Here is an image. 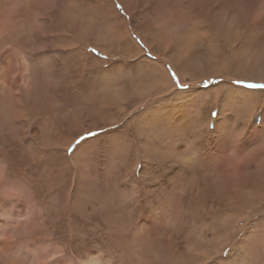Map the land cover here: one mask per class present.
Wrapping results in <instances>:
<instances>
[{
	"label": "rangeland",
	"instance_id": "rangeland-1",
	"mask_svg": "<svg viewBox=\"0 0 264 264\" xmlns=\"http://www.w3.org/2000/svg\"><path fill=\"white\" fill-rule=\"evenodd\" d=\"M96 1L101 7L96 6ZM86 2V16L90 29L92 32L98 30L102 33L104 44L96 46L92 41L96 37L93 34L87 39L86 52L89 56L85 60L84 81L79 84L70 83L68 77L61 74V68L57 65L60 64V59H55L54 70L57 71L53 83L49 84L53 87L50 89V93L53 92V101H56V104L52 102L51 105L55 104L54 112H57H53L49 120L47 116L36 117V126L40 127V138L45 143L51 140L49 147L55 155L48 156L47 153H42L37 145L36 149L28 139H23L22 128L15 129L13 133L4 128L0 135L6 137V140L0 139V163L6 172V183L10 185L11 192L15 195L13 199L11 198L12 207L4 206V209L12 210L10 212L12 215L6 216L7 212L2 213L0 220H6L9 228L14 226L18 228L16 231L4 228L15 243L13 253L8 259L0 258V264H82L88 255L101 257L104 261L108 260L109 264H119L114 261V256L126 249L124 247H127L133 236H145L144 229L150 222L148 209L158 206L168 190L171 177L175 179L186 177L189 183L187 190L190 192L184 188L177 197L180 202L179 207L176 206L174 210L178 215L177 224L173 229H169L166 237L170 238L171 246L165 241L164 236H158L157 242L155 244V241L152 242L155 261L150 262V259L143 256V264H185L188 259L187 253L207 257L206 264H223L226 260L240 264H264L260 249L253 256H248L247 251L249 247L261 246L258 238H264V126L260 127L262 133L259 135L250 132L251 118L256 126H260L264 121L259 123L258 120L259 117H264V90L243 86L264 84V80H238L219 74L210 77L205 75L193 82L187 77L182 79L173 65L158 55L151 40L141 36L143 30L144 33L145 29L152 30L151 27L154 26L152 21L154 23L157 20L166 21L171 15V18L181 22L180 25L187 32L190 33L196 26L202 34L201 27L196 25L201 20V10L208 7L214 13L220 14L221 5L208 4L203 7L196 3L191 5L188 0H86ZM253 2L255 0H236L234 8H239L244 3L251 7ZM214 9L219 12H215ZM250 19L251 13H247L244 22L239 26V32L248 36L249 44L258 42L259 49L262 50L264 18L260 22L261 32L258 40L256 31H253L254 34L250 33V28L248 31ZM235 28L237 30L238 27ZM111 29L116 30L117 34L126 30L130 39L141 49V53L139 55L134 53L129 43L127 46L119 43L123 37L117 40L113 37ZM124 39L123 42L127 43ZM194 39L197 41V38ZM209 40L211 39H202L203 42L211 43ZM162 44L160 43V46ZM95 59L98 61L97 64L94 62ZM142 60L160 63L176 91L208 89L227 82L245 90L260 92L258 97L260 105L246 121L247 124L242 122L245 121L243 114L237 112L234 118L236 115L239 116L230 124L229 138L217 142L212 131L217 118L220 117L217 115L223 110L221 103L223 91L220 89L217 98L210 103L208 101L198 103L194 107V113L189 112L185 115V122L188 121L187 132L179 134L173 131L164 137L150 138L151 143L157 148V154L143 156L140 154V146L145 133L139 131L140 127L135 129V121H141V113L149 106L170 96L175 98V95L173 92L170 95L164 81L167 93L160 92V87L153 83L151 77L152 66L144 65L141 63ZM73 64L76 65V58ZM74 65L71 66L73 71L69 72V75L75 74ZM155 78L158 81L160 77L155 75ZM237 80L240 84L233 83ZM107 82H110L108 85L112 87L110 95L112 100L96 95ZM145 87L151 97H146L147 99L143 101L140 96L134 94V91ZM65 96H68V103L59 104L58 102H64ZM103 99L107 104L100 102ZM177 101L176 98L175 102ZM208 122L209 125L204 127ZM111 123L113 125H110ZM93 124L96 126L93 127ZM51 131L56 133L57 139L59 134L62 141L52 139ZM69 141L65 161L62 146ZM86 141L89 143L78 154L82 158H77L85 170V175L78 182L79 185L76 180V166L70 161L75 150ZM176 142L188 143L183 153H177L173 149ZM10 144L16 149V155L6 152L8 151L6 147ZM229 155L236 160L234 163L225 161V156ZM236 164L238 171L234 170L232 174L226 175L225 168ZM212 172H219L220 179L211 178ZM238 181L245 182L248 190L236 194L231 187L221 196L223 199L219 198L217 193L215 199H211L209 195L196 196V190L193 189L196 185L208 184L209 191L218 190V187L224 184ZM251 185H254L255 189ZM211 191L208 194L212 195ZM18 215L21 218H17ZM223 222L229 224L226 232ZM0 224L5 225L2 221ZM214 233L217 240H214ZM152 243L147 240L145 248L151 250ZM245 252L246 255L243 254ZM201 261L198 260L196 261L198 263L194 264H203Z\"/></svg>",
	"mask_w": 264,
	"mask_h": 264
},
{
	"label": "bare ground",
	"instance_id": "bare-ground-1",
	"mask_svg": "<svg viewBox=\"0 0 264 264\" xmlns=\"http://www.w3.org/2000/svg\"><path fill=\"white\" fill-rule=\"evenodd\" d=\"M188 1L191 2V5H194L196 3L199 6L203 7L208 4L209 6L220 4L221 13H214L212 10L208 9V7L205 9L202 7L203 9L201 10V20L199 19L200 21H198L197 19L198 24H196L201 27L202 34L200 30L196 28V26L192 28V31L190 33L187 32L183 29L182 25H180V21L173 19V17L171 18L172 15L170 17L168 16L166 21L157 22V20L156 23L152 21L154 25L153 28L151 27L152 30L145 29V33L143 30L141 36L144 39L148 37L151 40L152 46H155V50L157 51L158 55L162 58H165L167 62L173 65L182 79L187 77L192 82L196 81L197 79L203 78L205 75L206 77H210L215 74H219L220 76L224 75L226 77L238 80L252 79L263 81L264 49H259L258 42L249 44L247 42L248 36L239 32V26L242 22H244L246 14L251 13L248 31L249 28L251 30L250 33L252 34H254V32L256 31V40H258L261 32L259 29L261 25L260 22L261 19L264 18V0H255L251 7L248 6L249 4L244 3L242 6L240 5L241 7L239 8H234L236 0ZM95 4H97V7H101L99 2L96 1ZM86 5V0H0V135L4 128H6L8 132L12 133L16 131L15 129L22 128L23 139H28V141H30L32 145L35 146V148L37 145L40 150H42V153H47L48 156L55 155V152L50 150L49 147V142L51 140L45 143L40 138V127L38 128L36 126V117L47 116L46 118L47 120H49L48 118L52 116V113L55 110L54 105L56 104V101H53V92L50 93V89L53 87L51 86V84H49L53 83V77L56 74L55 72L57 71L54 70V64L56 65L55 59H60V64L57 65H59L61 68H59L60 71H62L61 74H65V76L68 77L67 79H69L70 83L77 82L79 84V82H81L84 78L83 76L85 60H87L89 56L86 52L87 39L90 38V36L92 37L93 35H96L95 39H92L94 44L96 46H102L104 44V42L102 44V33L98 32V30H95L97 33L95 31L92 32L90 29L91 26L89 24V19L86 16ZM97 9L98 8H96V10ZM253 9L255 10L253 11ZM216 11L217 10H215V12ZM194 13L193 15H195ZM219 18L220 20H218ZM189 25L190 23H188V26ZM235 27H238L237 30ZM111 30L112 33H114L113 37L117 40L123 37L118 41L119 43H123L125 44V46H127V44L129 43V46H131V49L134 51V53L138 55L141 53V49L130 39L126 30H123L118 34L115 33L116 30ZM261 36L262 39H264V36ZM194 37L197 38V41L194 39ZM124 38L126 39L127 43L123 42ZM207 38H210L211 40L209 41L212 42L207 43L206 41H202V39ZM160 43L163 44L160 46ZM152 46L150 48H152ZM104 49L106 50V48ZM75 58L76 65L73 64ZM94 62H96L95 64H97L98 61L95 59ZM141 63H144V65H148L150 67L152 66L151 69L154 73L152 72L151 77L153 79V83L157 84V87H160V92L166 91L164 88L165 84V86H168V92H170V95H172L171 92H173L175 95V98H173V96L172 98H170V96L166 99L159 100L153 106H149L141 113V121H135V129L137 130L140 127L139 131L145 133V136H142L143 139L141 140L142 144L140 146V154H142L143 156L157 154V148L154 147L153 143H151V141L149 140L150 138L158 136L164 137L165 134L171 133L173 131L179 134H184V132L188 128V121L185 122V115L189 112L194 113V107H196L198 103L205 101H208L210 103L212 100L217 98L220 89H222L221 91H223L221 99L223 110H221L220 114L217 115L220 117L217 118L216 124L213 127L212 131L213 133H215V140L217 142H223L224 140H227L229 138V130L231 127L230 124L232 123L233 119L235 121V119L239 116L236 115V118H234L235 114L242 113L245 119V121H242L244 123L252 117L253 112H255V110L260 105V99H258L260 92L245 90L243 88L234 86L232 83L227 82H224L220 86L209 87L208 89L176 91L168 74L166 73V70L160 63H158L157 61L153 62L147 60H142ZM72 65H74L75 74L72 73L71 75H69V72L73 71V68H71ZM155 75L160 77L158 80L160 81V83L156 80L157 78H155ZM163 81L165 82L164 84ZM108 83L110 82H107V84H105V87L96 93L98 97L100 95L102 97L105 96L109 99L111 98L110 95L112 94V87L109 86ZM134 94L136 96H140L143 101L144 99L151 97V94L149 91H147L146 87L134 91ZM97 96L96 98H98ZM67 97L68 96H65V99H63V103L58 101L57 102L62 105L66 104L68 103ZM107 98L106 100H108ZM176 98L178 99L177 102H175ZM70 100L71 99H69V101ZM106 100L103 99L100 102L102 104H107ZM52 102H54L55 104L51 105ZM226 110H228L229 113L226 114ZM42 117L41 119H43ZM187 119H189V117ZM252 119L253 118H251L250 132L257 133L259 135L260 133H262L260 127L264 126V117L261 116V118L259 117L258 119L259 123L263 121L260 126H256L252 122ZM110 125H113V123H111ZM206 125L208 126L209 122L205 124L204 127ZM92 126L95 127L96 125L93 124ZM50 137H52V139L54 138L55 140L57 139L56 133H54L53 131H51ZM1 138L4 137L0 136V139ZM4 140H6V137L4 138ZM57 140L62 141V138L59 134ZM91 141L94 142V140ZM69 143L70 141L62 146V151L64 153L63 157L65 161L67 160L66 148ZM88 143L89 141L80 144L72 155L73 159L70 161V163L76 166L77 169V183L82 180V176L85 175V170L83 169L84 167H82L79 159L77 161V158L80 157V155L78 154L82 152L84 146ZM185 145H188V143L176 142L173 149L177 153L181 154L184 152ZM6 148V150H8L6 152H10L13 155H16V149L13 145L10 144ZM59 148L60 147H56V149ZM30 153L32 154V152ZM233 159L234 158L232 157V155L225 156V161H228V163H234L236 160ZM237 166L238 164L229 165L227 166L228 168H225L226 170H224V172L226 171V175L227 173L232 174L234 170L238 171ZM4 170L0 163V215L7 212L6 216H10V212L12 210H6L4 209V206H8L11 208V198L15 197V195L11 192L10 185L6 183V172ZM218 174L219 172H212L211 178L218 177ZM207 185L208 184H199L198 186L196 185V188H193L194 190H196L195 195H198L200 197L203 195H209L211 199H215L216 193L219 194V198H222L221 196L225 195V193H227V190L229 188L231 189V187L234 191H236V194L238 192L248 190L245 182L239 183L238 181L237 183L233 184H224L223 186L218 187V190H210L212 193V195H210L208 194L210 191L208 190ZM210 186L211 185H209V187ZM251 186L253 189H255L254 185ZM188 187L189 183L187 182L186 177H180L179 179L171 177L169 179L168 190L164 193L163 198L160 200L158 206H153L148 209L150 222L147 225L146 229H144L145 236H133L130 241H128L127 247H124L126 249H123L120 254L114 256V261H117V263L119 264H143V256L145 258H148V260L150 259V262L155 261V251L153 250V247L157 242L158 236H164L165 241L169 243V246H171L170 238L166 239V237L168 236L169 229H173L177 224L178 215L174 212L176 206L180 204L177 197L180 195L184 188L186 191H189V189L187 190ZM218 202H220V200ZM116 206L117 205L115 204L114 207ZM19 217L21 218L20 215H18L17 218ZM0 221H2V223L4 224L6 223V220L4 219ZM228 226V222H223V228L225 232ZM6 227L8 231L10 229H14L15 231L18 229L17 227L15 228V226H10L11 228H9L7 223L5 225L0 224V258L3 259H8L9 255L13 253L12 249L14 248L13 245L15 243L14 240L10 238L11 235L8 234V231L4 229ZM215 233L214 240H217V236ZM198 237L197 240H199ZM202 237L200 236V238ZM147 240H150L151 243L155 241L154 244L152 243L153 246H151V250L145 248ZM223 240H225V238ZM258 241H260L261 246L255 245L249 247V249L247 250L248 256H253L255 252L260 249L264 257V238H258ZM246 242H249V240H246ZM243 254L246 255L247 252ZM186 256L188 257V259L186 260L185 264H194L198 260H202L201 262L203 264H206L205 261H208L207 257L202 258L199 257V255L195 256L191 253H187ZM172 258H174V256H172ZM168 262H170V260ZM82 264H109V261H104L103 258H98V256L93 257L92 255H88L84 258ZM223 264H240V262L226 260L223 261Z\"/></svg>",
	"mask_w": 264,
	"mask_h": 264
},
{
	"label": "snow or ice",
	"instance_id": "snow-or-ice-1",
	"mask_svg": "<svg viewBox=\"0 0 264 264\" xmlns=\"http://www.w3.org/2000/svg\"><path fill=\"white\" fill-rule=\"evenodd\" d=\"M175 79V77H174ZM233 83L240 84V81H233ZM244 87L250 88V89H261L264 90V84H247L243 85Z\"/></svg>",
	"mask_w": 264,
	"mask_h": 264
}]
</instances>
